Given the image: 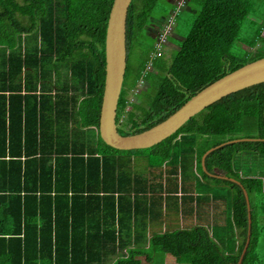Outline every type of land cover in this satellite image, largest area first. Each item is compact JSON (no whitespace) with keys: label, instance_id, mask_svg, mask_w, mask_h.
Returning a JSON list of instances; mask_svg holds the SVG:
<instances>
[{"label":"trees","instance_id":"trees-1","mask_svg":"<svg viewBox=\"0 0 264 264\" xmlns=\"http://www.w3.org/2000/svg\"><path fill=\"white\" fill-rule=\"evenodd\" d=\"M112 1L0 0V264H106L111 256L108 264H167V253L177 264H264V81L208 104L149 147L107 144L98 124ZM161 1L128 7L116 113L122 134L155 124L206 84L264 56V10L256 8L264 0H190L198 11L169 54L148 34L153 19L163 26ZM194 136L224 138L201 147L188 173L191 151L182 143ZM236 137L259 139L220 145L202 167L207 148ZM141 156L146 168L134 170ZM214 167L225 176L210 174ZM194 187L219 192L193 194ZM178 190L179 209L196 221L146 234ZM223 193L230 212L221 244L212 229Z\"/></svg>","mask_w":264,"mask_h":264},{"label":"water","instance_id":"water-1","mask_svg":"<svg viewBox=\"0 0 264 264\" xmlns=\"http://www.w3.org/2000/svg\"><path fill=\"white\" fill-rule=\"evenodd\" d=\"M130 2L131 0H113L106 25L105 79L98 132L107 144L119 149L149 147L175 132L187 119L208 104L233 91L264 81V56H261L226 72L222 76L206 84L192 94L173 112L155 124L137 132L129 134L120 133L117 129L116 113L127 61L126 17ZM240 139L259 138L236 137L210 146L201 155L202 167L205 168L204 160L211 150L227 142ZM217 176L225 175L218 174ZM243 192L247 201V206L249 207L248 194L244 188ZM248 220L250 221V219ZM248 239L249 237L246 239L242 254L245 251Z\"/></svg>","mask_w":264,"mask_h":264},{"label":"rangeland","instance_id":"rangeland-1","mask_svg":"<svg viewBox=\"0 0 264 264\" xmlns=\"http://www.w3.org/2000/svg\"><path fill=\"white\" fill-rule=\"evenodd\" d=\"M183 0H169V1H161V10L158 11L159 15L163 16V19L160 20V25L162 26L161 29L155 28L156 26H158L159 22L156 24L155 22H157V20L153 19V26L152 28L149 29L148 34L150 35L149 38L151 39V37L153 36V38L156 36L157 39L161 40V38H163L164 35H162V33H166V39L164 38L163 42L166 43V46L163 45V51L164 53H168V51L170 49H172L170 51V53L172 51H174L177 46L179 41H181L184 37V35L187 33L191 20L193 19V17L195 16V14L198 11V4L194 3L193 1L187 0L185 3H183L181 5ZM164 8H168V11L170 13H172L173 11H177L178 14L177 16H173V17H166L167 15H164L163 10ZM256 8L258 9V12H263L264 10V3L263 2H259L257 3ZM171 9V10H170ZM263 9V10H262ZM176 14V13H175ZM174 15V13H173ZM257 17V16H256ZM263 17L259 16L257 17L258 21H261L260 19H262ZM264 21V20H262ZM173 45V46H172ZM172 46V47H171ZM171 47V48H170ZM169 54V53H168ZM61 75L62 78L65 77L66 75V71L67 68H65V66H62L61 69ZM131 99H135V100H139L138 98L134 97V95H130ZM88 132L90 133L91 130L89 129ZM219 138H224V137H209V136H194L192 137V139L189 140H185V143H182V145L184 147H186L187 150L191 151L188 156H189V166L187 168L188 173H190V168L189 167H193L194 166V150H199L201 149V147H206L208 145H210L213 141L219 139ZM178 140V139H177ZM177 149V147H176ZM198 154V151L197 153ZM146 161H145V157L141 156L139 161H136L133 163V169L134 170H144L146 168ZM166 166H168V164H166ZM216 172L223 174L225 171L221 170L217 167H214V169ZM157 172V170L155 171ZM209 191L210 194H214L216 192H219V190H215L212 187H205V188H197V192H199V194H205V192ZM223 195L225 196L226 201H224V199L222 200V204L220 205V208H222L223 212L221 219L219 218V221L217 222V224H215V227L212 229L213 234L215 235V237L218 239V241L221 244H224V236H225V221H224V216L229 214V207H228V195L223 193ZM226 202V203H224ZM210 208V207H209ZM181 214V216H180ZM189 215V216H187ZM174 216V217H172ZM172 216L169 217L168 219L165 220V222L171 223L170 226H166V228L168 227L167 230L175 228V227H179L178 225H180V220H182V224H185L184 226H188L191 224V222L195 221L196 219H194L193 217V213L191 214H186L184 213L182 210H176V212H172ZM186 217L190 218V222H188V219H185ZM167 218V217H166ZM181 218V219H180ZM151 228H153V230H160L163 229L164 226H162V224H156L151 226ZM151 231V230H150ZM259 251L261 252V256L264 260V236L262 237L260 244H259ZM113 256H111L112 260ZM109 260V261H110ZM109 261L106 263L108 264ZM166 262L167 264H177L175 263V259L174 256L167 253L166 254ZM143 264L144 261H143Z\"/></svg>","mask_w":264,"mask_h":264},{"label":"crops","instance_id":"crops-1","mask_svg":"<svg viewBox=\"0 0 264 264\" xmlns=\"http://www.w3.org/2000/svg\"><path fill=\"white\" fill-rule=\"evenodd\" d=\"M190 175H192V173ZM177 176L179 177V172H178ZM191 179H192V176H191ZM178 180H179V178H178ZM200 188H205V187H200ZM181 192L182 191L178 190L175 193V194H177L176 196H174V197H166V200L163 201V203H162L161 215H159L156 218H154V217L151 218L150 221L148 220V225H147V228H146V234L149 235L153 231H161V230L168 229V227L166 228V226H170L171 223L165 222V220L172 216V212H176V210H181V209H179V202L181 200V196H180ZM192 192H193V194H198L199 193V192H197V188L196 187H194L192 189ZM162 194H165V192H163ZM205 194H210V192L207 191V192H205ZM176 205H178V206L176 207ZM186 214H189V213H186ZM180 216H181V214H180ZM187 216H189V215H187ZM172 217H174V216H172ZM189 217L185 218V219H188L187 220L188 222L191 221ZM193 217H194V219H196L195 218V213H193ZM195 221H193V222H195ZM156 224H162V226H164V228L160 229V230H153V228H151V226L156 225ZM184 225L185 224H182V220H180V225H178V226H184Z\"/></svg>","mask_w":264,"mask_h":264},{"label":"flooded vegetation","instance_id":"flooded-vegetation-1","mask_svg":"<svg viewBox=\"0 0 264 264\" xmlns=\"http://www.w3.org/2000/svg\"><path fill=\"white\" fill-rule=\"evenodd\" d=\"M197 151H198V150H194V154H195V156L197 155V154H196ZM209 173H210V174H214V175H218V174H220V173L216 172L215 170H213V172H209Z\"/></svg>","mask_w":264,"mask_h":264},{"label":"built area","instance_id":"built-area-1","mask_svg":"<svg viewBox=\"0 0 264 264\" xmlns=\"http://www.w3.org/2000/svg\"><path fill=\"white\" fill-rule=\"evenodd\" d=\"M162 35H164V36H163V38H161V40H160L161 42H163V40L165 38V33H162ZM158 54H160V53L158 52Z\"/></svg>","mask_w":264,"mask_h":264},{"label":"clouds","instance_id":"clouds-1","mask_svg":"<svg viewBox=\"0 0 264 264\" xmlns=\"http://www.w3.org/2000/svg\"><path fill=\"white\" fill-rule=\"evenodd\" d=\"M165 35H166V33H165ZM165 39H166V36H165Z\"/></svg>","mask_w":264,"mask_h":264}]
</instances>
